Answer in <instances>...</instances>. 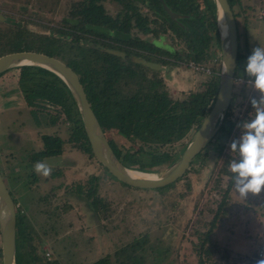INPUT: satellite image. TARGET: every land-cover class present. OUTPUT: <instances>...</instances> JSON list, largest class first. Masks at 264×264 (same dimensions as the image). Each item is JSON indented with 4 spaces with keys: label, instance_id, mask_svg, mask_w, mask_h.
<instances>
[{
    "label": "trees",
    "instance_id": "obj_1",
    "mask_svg": "<svg viewBox=\"0 0 264 264\" xmlns=\"http://www.w3.org/2000/svg\"><path fill=\"white\" fill-rule=\"evenodd\" d=\"M29 2L36 12L28 9ZM228 2L238 31L231 101L217 132L193 157L185 173L174 181H183L186 191L192 192V175L197 181L200 171L213 160L205 186L208 196L205 190L199 191L194 206L198 214L185 225L191 226L190 233L197 238L198 264H254L261 258L259 253L233 255L230 246L215 237L224 228L236 229L242 221L237 215L234 220L230 217L232 201L237 198L231 194L234 187L229 165L238 154L231 153L229 145L241 134L238 125L254 112L250 98L259 95L251 84L237 80L248 79L243 67L253 47L245 39L246 31L243 47L240 41L237 16L244 8L242 1ZM23 3L16 10L0 9V56L28 50L62 60L77 73L109 143L108 131L116 130L113 144L124 165L148 173L161 172L170 166L186 148L217 93L221 60L215 1L64 0L61 7L59 0H23ZM107 4H114L115 11ZM235 7L240 11L236 12ZM55 10L60 12L52 20L43 16ZM247 22L248 17H243L245 28ZM161 41L165 45L157 46ZM190 62L209 68L210 72L192 68ZM179 69L190 70L196 80L187 90L173 93L167 81ZM12 70L17 72L16 87L26 91L25 102L41 127L57 122L67 124L63 132L42 134L43 148L37 150L38 157L32 165L63 154L69 145L99 169L105 168L91 149L76 101L66 83L53 71L38 65L16 66L1 72L0 77L5 78ZM239 97L242 100L238 101ZM236 106L240 107L237 114ZM53 118L54 124L49 122ZM3 179L7 185L6 178ZM184 193H179L178 198ZM179 204L180 201L177 207ZM204 211L208 218H202ZM19 215L22 213L16 205V264H60L59 260L46 257L42 242L35 241ZM200 224L202 229L198 227ZM144 237V244L134 240L91 264H139V253L148 241V235Z\"/></svg>",
    "mask_w": 264,
    "mask_h": 264
},
{
    "label": "rangeland",
    "instance_id": "obj_2",
    "mask_svg": "<svg viewBox=\"0 0 264 264\" xmlns=\"http://www.w3.org/2000/svg\"><path fill=\"white\" fill-rule=\"evenodd\" d=\"M63 1L59 0L58 7ZM241 1L243 10L235 7V11L241 12L237 20L242 47L245 31L250 47H264V0ZM23 4V0H0V9L12 11ZM26 4L30 11L36 12L31 2ZM107 6L112 12L116 9L114 4ZM59 12H45L43 16L52 20ZM243 17H248L246 28ZM156 45L160 47L165 43L161 41ZM15 75L16 70H12L5 78L0 77V171L20 207L22 216H19L35 241L51 246L53 252L49 251V259L55 258L60 264H91L134 240L144 244V234H147V244L139 253V264H198V241L190 233L191 226L186 228L185 225L198 214L194 206L199 191L207 192L205 186L213 160L200 171L197 181L192 175V192L186 191L183 181L160 188L127 185L104 167L99 169L96 163L88 165L86 156L71 146L56 159H44L43 162L52 167L51 174L44 177L36 173L32 165L43 143L40 138L42 134L63 132L67 124H54L53 118L49 121L53 126L41 127L25 102L26 91L16 87ZM173 75L167 81L173 93L194 86L196 78L190 70L179 69ZM239 100L242 99L239 97ZM239 110L236 106L235 114ZM115 131H108V139L118 157L112 139ZM54 174L59 175L52 177ZM183 192V197L178 198ZM214 194L219 197L218 193ZM231 194L237 199L232 201L230 217L234 220L237 215L242 221L236 229L224 228L215 237L228 244L233 255L234 252L244 256L258 254V248L264 243V191L256 195L249 193L245 199L234 189ZM205 195L207 198V193ZM178 201L181 206L177 207ZM205 216L209 217L206 211L202 218ZM198 227L202 229L203 224ZM111 258L114 260L113 256Z\"/></svg>",
    "mask_w": 264,
    "mask_h": 264
},
{
    "label": "water",
    "instance_id": "obj_3",
    "mask_svg": "<svg viewBox=\"0 0 264 264\" xmlns=\"http://www.w3.org/2000/svg\"><path fill=\"white\" fill-rule=\"evenodd\" d=\"M220 43L219 83L215 100L201 124L191 136L182 154L161 172L148 173L124 165L113 152L102 127L90 106L77 73L62 60L37 51H15L0 56V73L21 65H38L56 73L69 87L81 116L82 124L95 157L120 181L139 188H160L181 177L193 157L217 132L230 104L238 53L237 24L228 0H214ZM228 35H221V21ZM144 174H151L150 177ZM16 203L0 171V246L1 263L16 264Z\"/></svg>",
    "mask_w": 264,
    "mask_h": 264
},
{
    "label": "clouds",
    "instance_id": "obj_4",
    "mask_svg": "<svg viewBox=\"0 0 264 264\" xmlns=\"http://www.w3.org/2000/svg\"><path fill=\"white\" fill-rule=\"evenodd\" d=\"M221 35H228V26L223 20ZM243 71L251 81L252 89L259 93L258 97L250 98L254 112L238 125L242 129L241 134L229 145L231 153L238 154L229 165L233 187L245 199L249 193L256 195L264 191V47L254 46L251 49ZM34 171L47 177L52 167L46 162L37 161ZM255 264H264V254Z\"/></svg>",
    "mask_w": 264,
    "mask_h": 264
},
{
    "label": "built area",
    "instance_id": "obj_5",
    "mask_svg": "<svg viewBox=\"0 0 264 264\" xmlns=\"http://www.w3.org/2000/svg\"><path fill=\"white\" fill-rule=\"evenodd\" d=\"M189 65H190L192 68H197V69H200V70H205L206 72H210V69H209V68H206V67H204V66H197L194 62H190ZM237 80L245 81L246 83L251 84V81H250L249 79H247V80H243L241 77H238ZM258 249H259V255L261 256V253L264 252V243H262V244L260 245V248H258ZM45 254H46L47 258H49V254H50L49 250H47V251L45 252Z\"/></svg>",
    "mask_w": 264,
    "mask_h": 264
},
{
    "label": "crops",
    "instance_id": "obj_6",
    "mask_svg": "<svg viewBox=\"0 0 264 264\" xmlns=\"http://www.w3.org/2000/svg\"><path fill=\"white\" fill-rule=\"evenodd\" d=\"M86 161H87V163H88V165L89 164H92V165H94L95 163L92 161V160H89V159H86ZM90 162V163H89ZM100 171V170H99ZM98 171V172H99ZM94 225H97V223H94ZM43 245H44V250H45V248H47V249H49V251L51 252L52 251V248H51V246L50 245H48L47 243H42ZM47 251V250H46ZM53 252V251H52ZM51 252V253H52ZM54 254V253H53Z\"/></svg>",
    "mask_w": 264,
    "mask_h": 264
},
{
    "label": "flooded vegetation",
    "instance_id": "obj_7",
    "mask_svg": "<svg viewBox=\"0 0 264 264\" xmlns=\"http://www.w3.org/2000/svg\"><path fill=\"white\" fill-rule=\"evenodd\" d=\"M38 135L40 134L39 132L37 133ZM40 140H41V138H40ZM39 144V143H38ZM69 146V145H68ZM43 148V143H42V145H39V148L37 149V150H41ZM65 148H67V146L65 147ZM76 151V150H75ZM77 152V151H76ZM63 154H61V155H59V156H62ZM59 156H52V157H47L46 159H48V158H58ZM43 161H45V160H43ZM54 161H56V160H54ZM77 161V160H76ZM55 164H57V162H55Z\"/></svg>",
    "mask_w": 264,
    "mask_h": 264
},
{
    "label": "bare ground",
    "instance_id": "obj_8",
    "mask_svg": "<svg viewBox=\"0 0 264 264\" xmlns=\"http://www.w3.org/2000/svg\"><path fill=\"white\" fill-rule=\"evenodd\" d=\"M145 176L147 175V177H150L151 174H144Z\"/></svg>",
    "mask_w": 264,
    "mask_h": 264
}]
</instances>
